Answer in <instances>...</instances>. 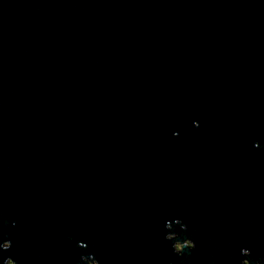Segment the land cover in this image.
Masks as SVG:
<instances>
[{
    "label": "water",
    "instance_id": "1",
    "mask_svg": "<svg viewBox=\"0 0 264 264\" xmlns=\"http://www.w3.org/2000/svg\"><path fill=\"white\" fill-rule=\"evenodd\" d=\"M260 255L264 0H0V264Z\"/></svg>",
    "mask_w": 264,
    "mask_h": 264
},
{
    "label": "clouds",
    "instance_id": "2",
    "mask_svg": "<svg viewBox=\"0 0 264 264\" xmlns=\"http://www.w3.org/2000/svg\"><path fill=\"white\" fill-rule=\"evenodd\" d=\"M3 247H8V244L7 243H5L4 245H3ZM188 247L189 248H193L194 247V244L193 243H188ZM174 251L176 252V253H179L180 251H181V245L179 244V243H177L176 245H175V247H174ZM248 255H251V252H250V250H248V253H247ZM253 259L255 260V261H257V264H264V255H260V256H256V257H253ZM6 264H11V262L9 261V260H7L6 261ZM237 264H250V262H249V260H247V259H241V260H239L238 262H237Z\"/></svg>",
    "mask_w": 264,
    "mask_h": 264
}]
</instances>
